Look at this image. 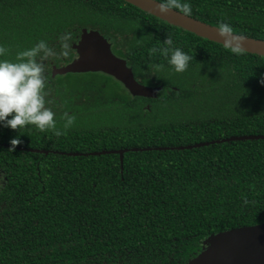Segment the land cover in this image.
I'll return each mask as SVG.
<instances>
[{"label":"trees","instance_id":"16d2710c","mask_svg":"<svg viewBox=\"0 0 264 264\" xmlns=\"http://www.w3.org/2000/svg\"><path fill=\"white\" fill-rule=\"evenodd\" d=\"M182 2L192 17L264 40V0ZM84 28L113 41L142 83L161 85L158 96L125 97L113 121L97 124L89 119L99 108L60 100L65 90L47 71L73 58ZM66 34L69 55L44 61V91L57 127L64 131L65 112L73 126L56 136L0 122V264H188L213 235L264 223V138L178 147L264 135V55L233 54L126 0H0V46L8 49L0 61L15 62L41 40L59 53ZM168 34L173 49L192 57L184 72L170 54L149 53L167 47ZM16 137L18 146L49 152L9 151ZM158 146L175 148L140 150ZM114 149H128L123 161L88 154Z\"/></svg>","mask_w":264,"mask_h":264},{"label":"water","instance_id":"95a60500","mask_svg":"<svg viewBox=\"0 0 264 264\" xmlns=\"http://www.w3.org/2000/svg\"><path fill=\"white\" fill-rule=\"evenodd\" d=\"M139 8L164 19L165 21L189 30L207 39L224 43L218 35L217 26L206 23L195 17L184 15L176 9H171L166 15L157 10L158 0H126ZM238 41L244 51L264 55V40L233 32L231 37ZM224 45V44H223ZM113 43L108 37L97 29L82 30L78 41L73 44L77 55L67 64L54 66L52 75H65L67 73L103 72L119 80L134 96L156 97L162 86H150L139 82L128 66L127 61L113 51ZM263 134H243L230 137L200 141L191 145L178 146L179 148L201 147L216 142L234 140L260 139ZM34 152L48 153L47 149L27 148L17 146ZM172 149L174 146L144 147L147 149ZM135 149V148H133ZM128 149H114L89 152L88 154L119 153L123 161L124 153ZM59 153H65L59 151ZM68 154H79L69 152ZM188 264H264V223L242 226L213 235L207 241L205 249Z\"/></svg>","mask_w":264,"mask_h":264},{"label":"clouds","instance_id":"9594fccd","mask_svg":"<svg viewBox=\"0 0 264 264\" xmlns=\"http://www.w3.org/2000/svg\"><path fill=\"white\" fill-rule=\"evenodd\" d=\"M171 9H176L188 16L192 12L191 5L182 2V0H166V2L157 5L158 12L164 15ZM217 31L218 35L224 39L223 44L225 47L230 48L233 54L240 55L243 53L244 49L241 44L231 39L233 28L229 24L221 21ZM70 38V34L60 38L61 50L59 53L41 40L33 48L18 52L15 62L0 61V122H3L4 127L18 130L34 125L41 132L53 130L56 136H61L73 126L76 117L65 112L61 117L65 121L63 124L64 131L57 127L55 113L46 107V94L44 91L47 81L44 61L57 55L67 57L70 51V45L67 41ZM163 43L167 47L160 49L153 47L149 50V53L155 54L159 51L166 58L170 54L169 63L174 66L175 71H186L192 57L179 48L173 49L171 47L173 40L169 34ZM7 52L8 49L0 46V56L6 55ZM156 67L159 69L162 65ZM261 83L264 84V80H261ZM9 117L12 118L9 119ZM22 143L23 141L19 137L11 139L9 151L14 152L16 146ZM245 203H247L246 199Z\"/></svg>","mask_w":264,"mask_h":264},{"label":"rangeland","instance_id":"374dc122","mask_svg":"<svg viewBox=\"0 0 264 264\" xmlns=\"http://www.w3.org/2000/svg\"><path fill=\"white\" fill-rule=\"evenodd\" d=\"M51 76L54 77L53 75ZM55 81L61 83V85L63 86V89L65 90V94H64L65 96L60 97L59 98L60 100L64 102L69 101L74 106L75 105L81 106L86 103L87 105H92L93 108L100 109L98 115L92 116L89 119V121L95 120L94 123L96 124L105 118L113 121V119L115 118L114 111L118 110V108H120V106L123 105L122 102L124 99L122 97L128 98V93L127 92L125 93L123 89L118 86L120 85L119 82L117 83L115 79L107 77L106 75H101L99 73L97 74L83 73L80 75L75 74V73H69L66 75H58ZM108 81L116 85L118 88L113 90L109 85H106V84L104 85V87L102 88L100 87V85L103 84V82H108ZM119 94L121 96H119ZM88 95L93 97V99H88L87 98ZM111 96L114 97L115 100H110ZM117 96H119V99L116 98ZM72 98H76V101L71 102ZM133 113L130 115L133 116ZM158 113L159 112L157 111V114ZM152 115L153 114L149 116H152ZM158 118L159 117L153 120L156 121ZM2 180L3 178L0 175V184L2 183Z\"/></svg>","mask_w":264,"mask_h":264},{"label":"flooded vegetation","instance_id":"af4514ba","mask_svg":"<svg viewBox=\"0 0 264 264\" xmlns=\"http://www.w3.org/2000/svg\"><path fill=\"white\" fill-rule=\"evenodd\" d=\"M80 36H81V34H80ZM80 36L78 37L77 41L79 40ZM110 41H111V40H110ZM112 43H113V41H112ZM112 47H114V45H113ZM73 50H74V48H73ZM113 50H114V49H113ZM114 52H115V50H114ZM74 53H75V54H74L73 58L77 55V53H76L75 50H74ZM115 53H116V52H115ZM116 54L119 55L118 53H116ZM119 56L123 57V58L127 61L128 66H130V67L132 68V66L129 65V63H128V58H126V57H124V56H122V55H119ZM73 58H72V59H73ZM72 59H71V60H72ZM71 60H70V61H71ZM70 61H68V62H70ZM68 62L60 63V64H58V65H57V64H52L51 68H50L47 72H48L49 74L52 75V70H53V67H54V66H61V65L67 64ZM132 69H133V68H132ZM133 72H134V70H133ZM83 73H89V74H90V73H93V74H97V73H99V74H101V75H106L107 77L113 78V79L116 80L117 83H118V82L120 83V85H118V86H119L120 88H122L123 91H124L125 93H126V92L128 93V97L131 96L132 99L135 98V97H137V96L132 95V94L129 92V90H128L127 88H125V86L123 85V83H121L119 80H117L116 78H114V77L111 76V75H108V74L103 73V72H100V71H99V72H91V71H90V72H80V73H75V74H83ZM67 74H69V73H67ZM58 75H59V74H57L56 76H54V77H52V78H53V79H56V77H57ZM65 75H66V74H65ZM134 75H135V72H134ZM135 77H136V75H135ZM136 79H137L139 82H141V80H140L139 78L136 77ZM141 83H142V82H141ZM121 84H122V86H121ZM143 84H144V83H143ZM104 85H105V82H103V84H101L100 87L102 88V87H104ZM146 85H150V86H159V85H156V84H146ZM160 90H161V89H160ZM160 90H159V91H160ZM159 91H158V93H159ZM158 93H157V96H158ZM157 96H156V97H157ZM144 97H145V96H144ZM156 97H151V98H156ZM116 98L119 99V96H117ZM120 98H121V97H120ZM122 98L124 99L125 97H122ZM110 100H115V99H114V97L111 96V97H110ZM126 102H127V101L124 99L122 103L124 104V103H126ZM150 105H151V104H149L147 107L150 108ZM123 108H124V107H122L121 110H124ZM0 175H1L2 178H3L2 183L0 184V189H1L2 186H3V183H4V178H5L4 175H3L2 170H0ZM4 205H6L5 202L0 203V207H1V209H2V207H3Z\"/></svg>","mask_w":264,"mask_h":264}]
</instances>
